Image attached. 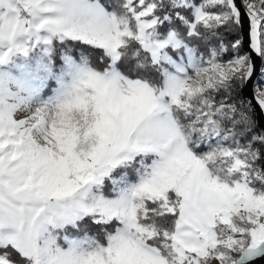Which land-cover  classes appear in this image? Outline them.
<instances>
[{"label":"snow or ice","instance_id":"obj_1","mask_svg":"<svg viewBox=\"0 0 264 264\" xmlns=\"http://www.w3.org/2000/svg\"><path fill=\"white\" fill-rule=\"evenodd\" d=\"M257 70L264 0H0V264L264 257Z\"/></svg>","mask_w":264,"mask_h":264},{"label":"water","instance_id":"obj_2","mask_svg":"<svg viewBox=\"0 0 264 264\" xmlns=\"http://www.w3.org/2000/svg\"><path fill=\"white\" fill-rule=\"evenodd\" d=\"M239 3V0H237ZM247 19L245 18V24H244V35H245V44L244 47L248 50V38H247ZM255 64L257 66V69L259 70V67L261 65V60L259 58L253 57ZM257 70V73L253 76L252 80L246 85V87L243 90V95H245L248 99L252 98L253 94V87L255 86L256 79L258 77L259 71ZM252 105L254 107V112H255V118L258 123L262 128H264V113H261L258 106L255 104V101H252ZM249 264H264V257H259L256 258L255 260L249 262Z\"/></svg>","mask_w":264,"mask_h":264},{"label":"trees","instance_id":"obj_3","mask_svg":"<svg viewBox=\"0 0 264 264\" xmlns=\"http://www.w3.org/2000/svg\"><path fill=\"white\" fill-rule=\"evenodd\" d=\"M102 2L108 4V3H109V0H102ZM234 38H235V37H234L233 35H226V40H232V39H234ZM74 50H75V49H74ZM91 51H92V54H91V63H92L94 66L98 67V68L103 67V65L99 64L98 61H97V57L100 55V50H91ZM242 51H248V50L244 47V48L242 49ZM224 58L227 59L228 57L225 56ZM125 63H127V62L122 63V64H121V67H124V66H125ZM149 75H153V76H155L154 73H149ZM54 86H55L54 84H50L49 87L46 88V89L44 90L43 95L45 96V98H46L48 95H51V88L54 87ZM218 98H219V97H218ZM237 98H242V99H244V100H248V98H247L245 95H243V94H237ZM252 107H253V105H252ZM253 109H254V107H253ZM253 117H254V119L256 120V118H255V112H254V111H253ZM257 124H258V123H257ZM261 130H264V128H262L260 125H258L256 131L259 132V131H261ZM242 142H244V141H242ZM201 150H203V148H202ZM118 174H119V173H117V175H118ZM73 234H82V233H73ZM90 234H94V235L100 234V229L97 228V227H92V228L90 229ZM100 238L103 239L102 235H100Z\"/></svg>","mask_w":264,"mask_h":264},{"label":"rangeland","instance_id":"obj_4","mask_svg":"<svg viewBox=\"0 0 264 264\" xmlns=\"http://www.w3.org/2000/svg\"><path fill=\"white\" fill-rule=\"evenodd\" d=\"M257 84H259V86H260L261 89H264V79H262V78L259 76V74H258V77H257V79H256L255 86H256ZM42 96L45 98V96L43 95V93H42ZM33 107H35V105H34ZM20 115H21V114H18V117H19ZM212 264H218V261L213 260Z\"/></svg>","mask_w":264,"mask_h":264}]
</instances>
